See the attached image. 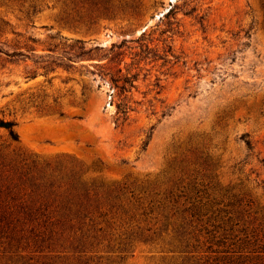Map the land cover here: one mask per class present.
<instances>
[{"label":"rangeland","instance_id":"1","mask_svg":"<svg viewBox=\"0 0 264 264\" xmlns=\"http://www.w3.org/2000/svg\"><path fill=\"white\" fill-rule=\"evenodd\" d=\"M36 3L28 16L0 4V50L9 54L0 53V119L13 121L18 137L0 128V144L67 154L90 175L132 181L165 170L189 141L222 188L242 182L264 200L255 188L264 180L259 0H114L125 12L87 27L55 0ZM15 42L31 50L11 55ZM120 74L134 77L122 94L113 82ZM122 97L126 119L115 113ZM123 264L153 262L138 249Z\"/></svg>","mask_w":264,"mask_h":264},{"label":"trees","instance_id":"2","mask_svg":"<svg viewBox=\"0 0 264 264\" xmlns=\"http://www.w3.org/2000/svg\"><path fill=\"white\" fill-rule=\"evenodd\" d=\"M38 1L0 4H18L28 16ZM259 2L264 29V0ZM55 3L86 27L126 8L114 0ZM5 25L0 20V33ZM18 44L11 55L31 50ZM119 76L113 82L120 94L133 88V76ZM127 103L122 97L115 106L123 119L132 111ZM13 126L0 119L16 142ZM244 144L251 148L250 141ZM180 146L165 170L129 181L90 175L67 154L40 156L0 144V264H123L138 249L153 264H264V200L242 182L222 188L202 150L189 141ZM260 183L255 188L264 196Z\"/></svg>","mask_w":264,"mask_h":264}]
</instances>
